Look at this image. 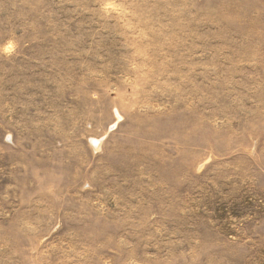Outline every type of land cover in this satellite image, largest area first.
<instances>
[{"label":"rangeland","instance_id":"374dc122","mask_svg":"<svg viewBox=\"0 0 264 264\" xmlns=\"http://www.w3.org/2000/svg\"><path fill=\"white\" fill-rule=\"evenodd\" d=\"M0 264H264V0H0Z\"/></svg>","mask_w":264,"mask_h":264}]
</instances>
